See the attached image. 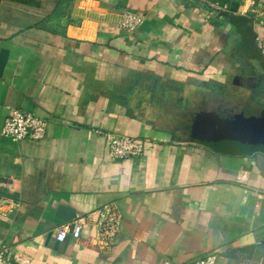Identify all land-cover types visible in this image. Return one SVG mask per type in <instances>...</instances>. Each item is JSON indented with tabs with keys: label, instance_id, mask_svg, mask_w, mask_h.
<instances>
[{
	"label": "crops",
	"instance_id": "1",
	"mask_svg": "<svg viewBox=\"0 0 264 264\" xmlns=\"http://www.w3.org/2000/svg\"><path fill=\"white\" fill-rule=\"evenodd\" d=\"M219 1L231 13L189 0H0V196L20 205L0 213V247L12 264H264V169L190 130L221 105L230 51L253 60L264 25L250 0ZM125 11L145 16L134 34ZM12 109L44 119L46 137H3ZM105 134L144 141L143 157L113 160ZM60 207L116 210L115 241L89 225L58 242Z\"/></svg>",
	"mask_w": 264,
	"mask_h": 264
},
{
	"label": "built area",
	"instance_id": "2",
	"mask_svg": "<svg viewBox=\"0 0 264 264\" xmlns=\"http://www.w3.org/2000/svg\"><path fill=\"white\" fill-rule=\"evenodd\" d=\"M205 4L215 13H231L229 4L221 3L219 0H189ZM250 7L255 15L263 17L264 23V0H250ZM145 22V16L125 11L121 19V29L125 34H134ZM257 44L264 59V25L262 32L257 34ZM48 124L32 112L12 109L2 129V136L14 142L23 140L41 141L46 137ZM109 148L110 157L113 160H137L145 153L144 141L137 140L124 135L105 134ZM240 177V180H246ZM19 203L15 199L0 196V213L6 209L17 210ZM122 215L109 207L100 209L86 217H78L73 222L60 226L57 231V241L65 242L69 237L79 239L81 231L85 226L92 225L96 228L97 238L113 243L119 233ZM10 249L7 246L0 247V264H12ZM165 264H171L169 262ZM188 264H217L215 254L208 255Z\"/></svg>",
	"mask_w": 264,
	"mask_h": 264
},
{
	"label": "water",
	"instance_id": "3",
	"mask_svg": "<svg viewBox=\"0 0 264 264\" xmlns=\"http://www.w3.org/2000/svg\"><path fill=\"white\" fill-rule=\"evenodd\" d=\"M0 74L6 63L7 52L0 47ZM193 136L214 149L236 156H253L264 169V114L260 117H238L223 120L211 114H199L190 128ZM55 223L65 225L76 218L74 211L60 207Z\"/></svg>",
	"mask_w": 264,
	"mask_h": 264
},
{
	"label": "flooded vegetation",
	"instance_id": "4",
	"mask_svg": "<svg viewBox=\"0 0 264 264\" xmlns=\"http://www.w3.org/2000/svg\"><path fill=\"white\" fill-rule=\"evenodd\" d=\"M257 47L258 51L254 52L251 61L236 54L237 46L230 51V57L235 54V58L228 60L223 70L227 78L218 90L222 102L213 107L211 115L223 120H235L241 116L251 118L264 114V59Z\"/></svg>",
	"mask_w": 264,
	"mask_h": 264
}]
</instances>
